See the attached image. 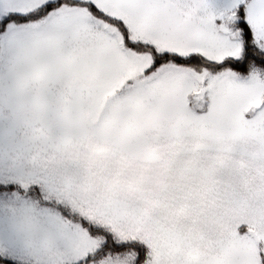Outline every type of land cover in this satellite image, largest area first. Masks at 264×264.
I'll return each mask as SVG.
<instances>
[{"label":"snow or ice","instance_id":"6c2138e0","mask_svg":"<svg viewBox=\"0 0 264 264\" xmlns=\"http://www.w3.org/2000/svg\"><path fill=\"white\" fill-rule=\"evenodd\" d=\"M0 264H264V0H0Z\"/></svg>","mask_w":264,"mask_h":264}]
</instances>
